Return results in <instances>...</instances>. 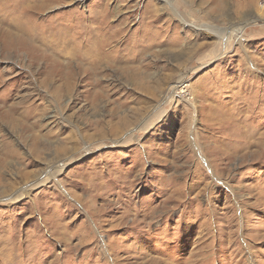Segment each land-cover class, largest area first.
Returning a JSON list of instances; mask_svg holds the SVG:
<instances>
[{
  "label": "rangeland",
  "instance_id": "rangeland-1",
  "mask_svg": "<svg viewBox=\"0 0 264 264\" xmlns=\"http://www.w3.org/2000/svg\"><path fill=\"white\" fill-rule=\"evenodd\" d=\"M223 1L0 0V264H264V0Z\"/></svg>",
  "mask_w": 264,
  "mask_h": 264
},
{
  "label": "bare ground",
  "instance_id": "bare-ground-1",
  "mask_svg": "<svg viewBox=\"0 0 264 264\" xmlns=\"http://www.w3.org/2000/svg\"><path fill=\"white\" fill-rule=\"evenodd\" d=\"M224 4H226L225 3V1H223V0H218V9L220 10V11H222L223 10V7H224ZM217 5V4H216ZM243 32H244V29L242 28V29H240V30H237V31H235V33H231V35H227L228 37H231V36H234V38H235V40H237V42L238 41H240L241 40V37H242V35H243ZM48 167V166H47ZM55 169V168H54ZM53 170V169H52ZM52 172V171H51ZM50 177H52V178H54L55 177V172H53L52 174H51V176ZM49 177V178H50Z\"/></svg>",
  "mask_w": 264,
  "mask_h": 264
}]
</instances>
